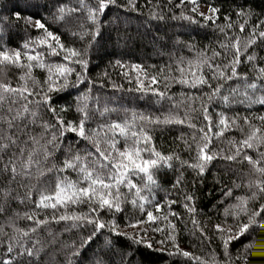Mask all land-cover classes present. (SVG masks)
Masks as SVG:
<instances>
[{"label":"trees","instance_id":"trees-1","mask_svg":"<svg viewBox=\"0 0 264 264\" xmlns=\"http://www.w3.org/2000/svg\"><path fill=\"white\" fill-rule=\"evenodd\" d=\"M0 264H264V0H0Z\"/></svg>","mask_w":264,"mask_h":264},{"label":"rangeland","instance_id":"rangeland-1","mask_svg":"<svg viewBox=\"0 0 264 264\" xmlns=\"http://www.w3.org/2000/svg\"><path fill=\"white\" fill-rule=\"evenodd\" d=\"M195 8H196V10H197L199 13H201V14H203V15L212 14V12H208V7L205 6V5L197 4V5H195Z\"/></svg>","mask_w":264,"mask_h":264}]
</instances>
